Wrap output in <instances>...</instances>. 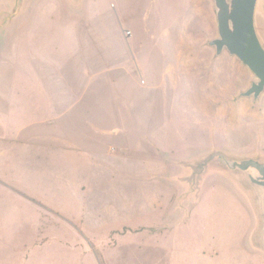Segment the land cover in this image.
I'll list each match as a JSON object with an SVG mask.
<instances>
[{
    "label": "rangeland",
    "instance_id": "374dc122",
    "mask_svg": "<svg viewBox=\"0 0 264 264\" xmlns=\"http://www.w3.org/2000/svg\"><path fill=\"white\" fill-rule=\"evenodd\" d=\"M218 37L214 0H0V94L49 77L94 125L45 109L39 160H0V264H264V189L228 165L264 163V91Z\"/></svg>",
    "mask_w": 264,
    "mask_h": 264
},
{
    "label": "crops",
    "instance_id": "0c3cea01",
    "mask_svg": "<svg viewBox=\"0 0 264 264\" xmlns=\"http://www.w3.org/2000/svg\"><path fill=\"white\" fill-rule=\"evenodd\" d=\"M34 78L35 80L41 78V71H36ZM43 78L45 77L42 75L40 82ZM44 80H47L42 82L44 87L36 85V82L31 83L33 92L19 88V90L6 91L4 94H0V160H19L21 162L39 160V150H41L40 146L43 145L42 138L45 129V116L43 114L45 109L48 110V113L53 110L52 116L60 119L59 121L64 125V128L66 126L73 128V130L84 127L94 128V125L90 123L87 125L86 121L84 124L82 122L73 123L67 114L74 111L72 106L61 105L59 98L62 97V94L55 92L54 88L51 87L53 80L49 77ZM65 90L67 91V89ZM69 95V92L63 95L65 104L71 102L66 99ZM44 97H48L47 105L44 104ZM60 112H65L66 115L64 117L59 116ZM57 123L59 124L56 122L53 126L56 127ZM36 166L37 169H40L38 163Z\"/></svg>",
    "mask_w": 264,
    "mask_h": 264
},
{
    "label": "water",
    "instance_id": "95a60500",
    "mask_svg": "<svg viewBox=\"0 0 264 264\" xmlns=\"http://www.w3.org/2000/svg\"><path fill=\"white\" fill-rule=\"evenodd\" d=\"M257 0H214L218 38L208 44L215 47L216 54L226 49L237 57L258 79L240 96L257 98L264 91V48L256 34L254 13ZM227 163V162H226ZM232 169L247 171L249 181L264 189V163L254 159L228 162Z\"/></svg>",
    "mask_w": 264,
    "mask_h": 264
},
{
    "label": "built area",
    "instance_id": "2783aa9c",
    "mask_svg": "<svg viewBox=\"0 0 264 264\" xmlns=\"http://www.w3.org/2000/svg\"><path fill=\"white\" fill-rule=\"evenodd\" d=\"M126 34H127V35H130V32H129V31H127V32H126Z\"/></svg>",
    "mask_w": 264,
    "mask_h": 264
}]
</instances>
